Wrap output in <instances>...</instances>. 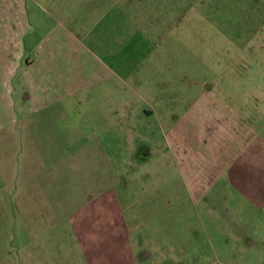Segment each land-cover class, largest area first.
<instances>
[{"label": "rangeland", "instance_id": "rangeland-1", "mask_svg": "<svg viewBox=\"0 0 264 264\" xmlns=\"http://www.w3.org/2000/svg\"><path fill=\"white\" fill-rule=\"evenodd\" d=\"M136 6L131 48H116L125 78L111 84L123 94L105 99L133 109L119 112L131 127L111 131L105 147L114 163L132 154L105 199L133 241L156 246L141 264H187L190 254L205 264H264V0ZM22 231L0 215V264H44L25 253Z\"/></svg>", "mask_w": 264, "mask_h": 264}, {"label": "crops", "instance_id": "crops-1", "mask_svg": "<svg viewBox=\"0 0 264 264\" xmlns=\"http://www.w3.org/2000/svg\"><path fill=\"white\" fill-rule=\"evenodd\" d=\"M137 3L0 0V215L20 225L25 253L44 264H68L69 252L73 264H141L158 252L133 241L126 217L105 199L132 154L114 163L104 142L131 127L119 113L129 117V104L107 100L123 94L111 84L125 78L116 48H131ZM187 264L205 261L190 254Z\"/></svg>", "mask_w": 264, "mask_h": 264}, {"label": "flooded vegetation", "instance_id": "flooded-vegetation-1", "mask_svg": "<svg viewBox=\"0 0 264 264\" xmlns=\"http://www.w3.org/2000/svg\"><path fill=\"white\" fill-rule=\"evenodd\" d=\"M140 152H141V151H140ZM140 154H141V153H140ZM144 154H145V152L143 151V152H142V155H144Z\"/></svg>", "mask_w": 264, "mask_h": 264}]
</instances>
